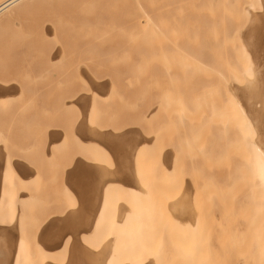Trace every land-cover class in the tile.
Here are the masks:
<instances>
[{
  "label": "rangeland",
  "instance_id": "374dc122",
  "mask_svg": "<svg viewBox=\"0 0 264 264\" xmlns=\"http://www.w3.org/2000/svg\"><path fill=\"white\" fill-rule=\"evenodd\" d=\"M260 1L22 0L0 11H6L0 15V85H16L21 93L0 98L7 153L2 180L8 177L16 214L3 226L23 244L26 262L72 264L81 251L101 258L115 237L98 238L96 218L103 211L111 225L121 226L133 210V191L149 196L144 207L151 224L145 223L141 241L148 245L146 264L264 259V218L255 211L258 190L245 171L235 107L238 100L244 109L247 104L234 97L245 88L241 46L264 20ZM209 44L220 53L212 56L210 49V56ZM247 45L261 68V88L264 64L255 57L259 49ZM80 162L102 173L94 176L103 178L98 192L114 182L81 237L86 247L72 241L66 226L72 215L65 217L77 205L72 177ZM188 223L194 231L186 232Z\"/></svg>",
  "mask_w": 264,
  "mask_h": 264
},
{
  "label": "bare ground",
  "instance_id": "6f19581e",
  "mask_svg": "<svg viewBox=\"0 0 264 264\" xmlns=\"http://www.w3.org/2000/svg\"><path fill=\"white\" fill-rule=\"evenodd\" d=\"M16 1H22V0H0V11H2L3 9H5L6 7L8 6H11L12 4H14ZM258 4H260V0H257ZM15 5V4H14ZM12 5V6H14ZM11 6V7H12ZM3 13H6L3 12ZM1 13V14H3ZM0 14V15H1ZM19 25V24H18ZM54 33V32H53ZM213 37H211V34L209 36V39L210 41H213L211 39H214L215 35H212ZM217 37V36H216ZM207 39V38H206ZM222 40L224 39L223 37L221 38ZM215 40V39H214ZM203 41V40H202ZM209 41V40H208ZM227 39L225 38L224 41L222 42H226ZM204 42V41H203ZM215 42V45L217 42ZM221 42V43H222ZM246 42V41H245ZM243 42L244 45L241 46V60H243V64H241V74L240 76L244 79L245 81V88L244 87H239L241 88L242 90V93L239 94L237 92H235L234 94H236V96H233L236 98V97H239L241 96V98L243 99L242 101H244L245 104H247V106L245 107L248 108V111H246L243 106L241 105V103L239 102L238 98V102H235V107L237 109V111L240 113V116H241V120H240V128L239 130H241V133L240 136H242V142H244V144L246 145V149H247V163H248V169L246 168L245 171L249 170L248 173L250 176H252L253 178V185L254 187L258 190V195H257V203L259 205V207H257L256 205V201H255V196L252 197L254 199V204L256 206V210L257 212H259L261 215L260 218H264V92H263V86L264 84H262L263 86L260 88L259 87V79H260V76H259V73L257 70L261 69V68H257L256 65H258L257 63H255L256 61L254 60V57H251V52L250 50H248L245 45H249L252 50H256L257 48L259 50H257L258 52H256V59H258L259 61V64L262 63L264 64V20H260L258 21L257 23V26H254L253 28V32L251 33L248 41H247V44ZM206 43H210V42H206ZM227 43V42H226ZM210 45V44H209ZM225 45V43L221 44ZM247 45V46H248ZM220 46V45H219ZM222 47V46H221ZM222 47V48H223ZM212 48L214 47H211L210 45V48H203V49H206L208 50L209 52V55H210V49L213 50ZM221 48V50H222ZM216 49V48H215ZM219 48L216 49L219 50ZM224 49V48H223ZM202 50V49H201ZM204 51V50H203ZM214 52H211V55L212 53H215L216 51L213 50ZM182 54H184L185 52H182L180 51ZM255 52V51H254ZM206 53V52H205ZM219 53H220V50H219ZM171 54V52L169 53ZM174 54V53H173ZM181 54V55H182ZM178 55V54H176ZM210 55V56H211ZM215 55V54H214ZM218 55V53H217ZM217 55H215V57H217ZM225 55V54H224ZM238 55V54H237ZM185 57H187L188 55H184ZM200 56V55H199ZM213 56V55H212ZM193 57V56H192ZM208 57V56H207ZM219 57V58H218ZM218 59L217 58H214V59H217V60H220L221 58V55L219 54L218 55ZM236 57V56H235ZM238 57V56H237ZM209 58V57H208ZM153 59V58H152ZM151 59V60H152ZM158 59V58H157ZM200 59V58H199ZM222 59V58H221ZM225 59V58H224ZM222 59V65L224 63V60ZM194 62H196V64L198 65V61H195L194 59H192ZM215 60V61H217ZM227 62V61H225ZM150 63V62H148ZM220 63V62H219ZM147 64V63H146ZM212 64V63H211ZM209 65V66H212L213 65ZM216 64V63H215ZM228 63H226L227 65ZM256 64V65H255ZM168 65V64H166ZM218 65V64H217ZM225 63H224V66H226ZM199 66V65H198ZM202 65L200 64L199 67H201ZM215 66V65H214ZM232 66V65H231ZM261 66V65H260ZM166 67V66H165ZM220 67V65H219ZM256 67V68H255ZM259 67V66H258ZM264 67V66H263ZM208 68V67H206ZM221 68V67H220ZM226 68V67H225ZM224 68V69H225ZM212 69V68H211ZM230 69V68H229ZM257 69V70H256ZM215 70V69H213ZM216 71V70H215ZM260 71V70H259ZM262 72V71H261ZM89 73V72H88ZM143 74V73H142ZM218 74H220L218 71H217V79H218ZM264 75V74H263ZM234 76V75H233ZM262 77V76H261ZM223 78V77H221ZM154 79V78H153ZM224 81H225V78H223ZM98 80V79H97ZM15 81V80H14ZM233 81V80H232ZM136 82V81H135ZM138 82V81H137ZM220 82V80H219ZM227 82V81H226ZM263 82V80H262ZM6 83V82H5ZM156 83V82H154ZM244 83V82H243ZM242 83V84H243ZM57 84V83H56ZM59 84V83H58ZM153 84V83H152ZM217 84L219 85L218 81H217ZM231 84V83H230ZM241 84V85H242ZM5 84L0 85V98H6L7 99V96H9L8 98H10V95L12 94V96L14 97H17V95H13V93L15 92H18V94H21L19 93V89L17 88V86L15 85H8V86H4ZM98 86V85H97ZM235 85H233L234 87ZM20 88V87H19ZM230 87H228L227 89H229ZM237 88V87H236ZM238 88V89H239ZM244 89V90H243ZM230 90V89H229ZM227 91V90H226ZM233 91V89H232ZM164 92V91H163ZM232 93V92H231ZM103 95V94H102ZM109 95V93H108ZM107 95V96H108ZM226 96V95H225ZM232 97V95H231ZM13 98V97H12ZM211 98V97H210ZM11 99V98H10ZM233 99V97H232ZM229 98V100H232ZM236 100V101H237ZM9 101V99H8ZM0 102H4V101H1ZM83 103V102H82ZM205 103V102H204ZM231 104V103H230ZM230 104H227V106H229ZM234 104V103H233ZM81 105V104H80ZM86 105V104H85ZM259 105V106H258ZM84 106V105H82ZM211 106V105H210ZM231 106V105H230ZM84 108V107H83ZM158 108V107H157ZM200 108V107H199ZM86 109V108H85ZM91 110V109H90ZM219 111V110H218ZM234 111V110H233ZM214 112H217L214 111ZM216 114V113H215ZM238 114V113H237ZM215 117V115H214ZM237 117V116H236ZM221 118V117H220ZM1 123H3L1 121ZM0 123V124H1ZM2 127V126H1ZM83 128H81L82 130ZM100 134V132H99ZM101 135V134H100ZM103 135V134H102ZM105 135V134H104ZM103 135V136H104ZM122 135V134H121ZM125 135V134H124ZM98 136V134H97ZM108 136V135H107ZM111 137V136H110ZM6 138V137H5ZM3 137V133L1 132L0 130V180H2V177L4 176L5 174V166H6V162H7V153L6 151L4 150L5 148H3V145H4V139ZM106 138V137H104ZM103 138V139H104ZM127 138V137H126ZM240 138V139H241ZM237 139V138H236ZM114 140V139H113ZM111 141V140H110ZM109 141V143H110ZM240 141V142H241ZM241 142V143H242ZM3 143V145H2ZM112 143V142H111ZM243 145V144H242ZM5 146V145H4ZM244 146V145H243ZM241 147V146H240ZM239 147V148H240ZM244 148V147H243ZM228 150V149H227ZM245 150V149H243ZM242 150V151H243ZM200 155V154H199ZM244 156V157H245ZM224 157V156H223ZM206 158V157H205ZM226 158V157H225ZM209 159V158H208ZM210 160V159H209ZM246 161V159H245ZM215 163V162H214ZM136 164V163H135ZM134 165V164H133ZM173 165V164H172ZM178 165V164H177ZM77 169L75 170L78 174L79 173H88L89 176L92 175L93 176H101L102 173L99 171V170H94L95 172H93V168L91 169H87L86 165L84 166H81V163L77 165ZM93 166V165H92ZM95 166V165H94ZM93 166V167H94ZM137 166V165H136ZM135 166V168H136ZM141 166V164H140ZM139 166V168H140ZM151 166V165H149ZM164 166V165H163ZM145 167V166H144ZM141 166V168H144ZM140 168V169H141ZM151 168V167H150ZM139 169V170H140ZM92 170V171H91ZM170 170V169H169ZM82 171V172H81ZM155 171V170H154ZM172 171V170H170ZM246 171V173H247ZM93 172V173H92ZM136 172H137V169H136ZM140 172H144V171H139L138 173L140 174ZM164 172V171H163ZM196 172V171H195ZM137 173V174H138ZM197 173V172H196ZM247 173V174H248ZM136 174V173H135ZM142 174H145V173H142ZM147 174V173H146ZM87 175V174H85ZM148 175V174H147ZM146 175V176H147ZM139 176V175H138ZM142 177V176H141ZM144 177V176H143ZM165 177V175L163 176ZM8 179V177H5V179L2 180V184L0 186V264H30L28 262L25 261V258H24V252H23V244L21 242H14V239H13V236L11 234V232L9 231L10 229L9 228H4L3 225L5 224H10L12 223V220L14 219L15 217V208H14V203H13V196L12 194L10 193L9 191V187L5 185V181ZM159 179V178H158ZM234 180V179H233ZM158 181V180H157ZM161 182V180H159ZM209 181V180H208ZM209 183V182H208ZM156 184V183H155ZM164 183H162L163 185ZM143 185V183H142ZM145 187V186H143ZM232 188V187H231ZM144 190V189H143ZM212 190V189H211ZM229 190V189H228ZM194 191V190H193ZM207 191V190H206ZM147 192V191H146ZM208 192V191H207ZM252 193V192H251ZM90 195V197L92 196L90 193H87ZM144 194V192L142 193ZM147 194V193H146ZM186 194V193H185ZM216 194V193H215ZM219 194V193H218ZM133 200H132V204H133V210L131 211H128L126 213V216L123 218V224L121 226H114V225H111V221L112 219L111 218H108V219H105L102 215H103V211L100 212L99 214V217L96 218V223H98V225L100 226V234H98V238H102L104 235H108V234H113L114 233V237H115V240L114 242L112 243H109L108 244V247L107 249H105L103 251V255L101 258H98L96 256H94L92 253L88 252V251H81L80 253H78V255H75L74 257V260L72 262V264H124L123 260H126L127 263L125 264H146L145 263V260L146 257L143 256V254L146 256V251L147 249H145L144 247H147L145 245L142 244L141 241H144L143 239L146 238L145 235V230L147 229L146 224H151V223H147L149 221H147L146 219H148L147 217H145V207H144V201H145V197H149V196H146V195H141L139 193V191H133ZM148 195V194H147ZM196 195V194H195ZM255 195V193H254ZM85 196L84 195V199H85ZM253 196V194H252ZM144 200H143V198ZM163 197H161L162 199ZM195 198V197H194ZM252 199V200H253ZM84 201V200H83ZM88 201V199H87ZM162 201V200H161ZM148 202V201H147ZM145 201V203H147ZM157 202V201H156ZM206 202V201H205ZM90 203V202H89ZM200 203V202H199ZM149 207V206H148ZM224 207V206H223ZM87 208V207H85ZM91 208V207H90ZM192 208V207H191ZM258 208V210H257ZM260 208V210H259ZM88 209V208H87ZM194 209V208H193ZM150 211V209L148 210ZM147 211V212H148ZM146 212V213H147ZM199 212V211H198ZM106 213V212H104ZM244 213V212H243ZM262 213V214H261ZM149 215V214H148ZM235 215V214H234ZM243 215V214H242ZM253 217V216H252ZM84 218V217H83ZM151 219V218H150ZM219 219V218H218ZM146 220V221H145ZM190 220V218H189ZM188 220V221H189ZM194 220V219H192ZM263 220V219H262ZM196 221V220H195ZM201 221V220H200ZM254 221V220H253ZM261 221V219H260ZM185 222V220H184ZM189 223H192L191 221ZM188 224H185L183 226H185V229L187 228L186 232H188V230H192L194 231L195 229L194 228H190L189 226H191V224L189 225ZM261 223L262 221L260 222V228H262V230L264 231V223L262 224L263 226L261 227ZM194 225V224H193ZM198 225V222L197 224L195 225L197 227ZM3 226V228H2ZM8 226V225H6ZM182 226V228H183ZM195 226H191V227H195ZM203 228V227H201ZM153 229V228H150V230ZM155 229V228H154ZM156 230V229H155ZM158 230V229H157ZM183 230V229H182ZM225 230V229H224ZM261 230V231H262ZM148 231V230H147ZM201 231V230H200ZM260 231V232H261ZM262 231V233H264ZM149 232V231H148ZM151 232V231H150ZM225 232V231H224ZM156 233V232H154ZM185 233V232H184ZM192 232L189 233V235L191 234ZM199 232L197 231V234ZM186 234V233H185ZM193 234V233H192ZM190 235L188 237H192V236H195L196 235V232L194 235ZM202 235V234H201ZM204 235V234H203ZM223 235V234H222ZM263 235V234H262ZM150 236V235H149ZM154 237H157V236H154ZM197 237V235L195 236ZM200 237V236H199ZM222 237V236H221ZM246 237V236H245ZM264 237V235H263ZM263 237L261 238V240H263ZM97 240V238H95ZM180 239H183L180 238ZM161 240V239H160ZM190 240V238H189ZM159 241V240H158ZM157 241V242H158ZM194 241V240H192ZM191 241V242H192ZM163 242V241H162ZM193 244V243H191ZM202 244V243H201ZM234 244V243H233ZM236 244V243H235ZM239 244H242L241 241ZM158 245V244H157ZM195 245V244H193ZM107 246V245H106ZM153 246V245H152ZM186 246V245H185ZM263 246V245H262ZM261 246V244L259 243V247H261V249H263V247ZM149 247H151L149 245ZM155 247V246H154ZM148 248V247H147ZM203 248V247H202ZM243 248V247H242ZM151 249V248H149ZM186 249V248H185ZM196 250V249H195ZM151 251V250H150ZM158 251V250H157ZM236 251V250H235ZM145 252V253H144ZM154 252V251H153ZM243 252V251H242ZM241 252V253H242ZM256 252V251H255ZM260 251H258V256H261L262 255L259 253ZM162 253V252H160ZM150 254V253H149ZM193 255V253H191ZM217 255V254H216ZM252 256V255H251ZM257 256V257H258ZM153 257V256H152ZM180 257V255H179ZM179 257H177L178 259H180ZM151 258V257H150ZM184 258V256L182 257ZM260 257H258V259L256 258V260L260 261L259 259ZM263 258V257H262ZM174 259V258H173ZM197 259V258H196ZM252 259V258H251ZM177 259H175L176 261ZM255 260V261H256ZM264 259H262V261L258 262V264H263ZM254 261V260H252ZM254 261V264L257 263ZM152 262V261H151ZM190 262V261H189ZM193 262V260H192ZM198 262V261H197ZM263 262V263H261ZM180 263V262H179ZM183 263V262H182ZM199 263V262H198ZM212 263V262H211ZM152 264V263H151ZM172 264V263H171ZM187 264V263H186ZM194 264V263H193ZM197 264V263H196Z\"/></svg>",
  "mask_w": 264,
  "mask_h": 264
},
{
  "label": "crops",
  "instance_id": "0c3cea01",
  "mask_svg": "<svg viewBox=\"0 0 264 264\" xmlns=\"http://www.w3.org/2000/svg\"><path fill=\"white\" fill-rule=\"evenodd\" d=\"M122 150L123 149H120V152ZM80 163L81 166L86 165L83 162ZM102 179L103 178H96L93 175L91 177V175L89 176L87 172L82 174L74 173L72 177V183L75 184L76 188V191L73 194L74 198L76 199L77 205L73 208H69V210L66 211L65 217L72 215V219L66 222V226L67 229H70L71 234L69 235H71L72 241L74 238H76L77 240H79V244L81 247H86L84 246L85 244L82 241V235L88 233L92 228V224L99 212L101 202L104 198L105 191L106 189L109 191L110 186L114 183L113 181L104 183L103 188L100 192H98L96 190L97 184ZM87 193H90L92 196L90 197V195ZM84 195H86L85 199ZM85 207H87L88 209Z\"/></svg>",
  "mask_w": 264,
  "mask_h": 264
}]
</instances>
